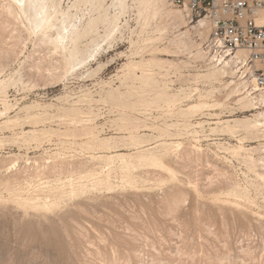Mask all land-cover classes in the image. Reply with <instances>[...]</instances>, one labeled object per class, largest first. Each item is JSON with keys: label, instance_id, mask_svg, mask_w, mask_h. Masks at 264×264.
Segmentation results:
<instances>
[{"label": "rangeland", "instance_id": "374dc122", "mask_svg": "<svg viewBox=\"0 0 264 264\" xmlns=\"http://www.w3.org/2000/svg\"><path fill=\"white\" fill-rule=\"evenodd\" d=\"M74 2L61 0V8L68 11ZM126 2L123 13L112 0L83 12L70 9L79 19L119 13L120 29L105 41L108 24L100 23L94 35L100 46L89 43L86 61L67 72L64 58L4 13L7 1L0 0V113L6 104L11 109L0 115V264H264V138L245 139L242 127L264 105L249 97L259 110L247 112L238 103L247 91L236 66L222 83L204 77L216 64L204 50L210 31L201 37L197 20L172 5L182 22L153 4ZM157 47L161 52L153 54ZM152 59L170 62L153 63L161 86L143 88L133 77L142 70L128 64ZM236 85L241 94H230ZM164 91L188 100L169 106L158 97ZM201 99L218 105L183 111ZM31 114L43 118L35 124L27 120ZM16 116L17 125H2ZM227 122L234 131L225 129ZM33 130L46 133L25 141L23 133ZM88 131L113 139V148L98 146ZM130 136H142L143 145H132ZM165 142L183 146L173 153L160 147ZM147 148L159 162L133 160L138 166L130 182L119 163L110 168L111 188L87 177L108 173L99 156H135ZM70 184L74 197L54 199L53 187L70 190ZM29 199L35 207L19 203Z\"/></svg>", "mask_w": 264, "mask_h": 264}, {"label": "bare ground", "instance_id": "6f19581e", "mask_svg": "<svg viewBox=\"0 0 264 264\" xmlns=\"http://www.w3.org/2000/svg\"><path fill=\"white\" fill-rule=\"evenodd\" d=\"M6 1H7V4L3 8L4 13H6L9 17L13 18L14 20L20 22V24H22V25L26 24V27H27L28 31L30 32L31 36H34L37 39H39L40 43H43L44 45L51 46L54 54L62 56L65 60L66 66H67V70H68L67 72L74 71L77 66H80L81 64H83L86 61V58L84 57V54L86 53L85 47L88 48L89 43H93L95 48L100 46L97 39L94 38V35H99L98 25L100 23L108 24V28L106 29L105 35L103 37H101L105 41H108V40L114 38L113 37L114 34L116 32H118L120 29V26H119L120 24L118 23L119 15H120L119 13H116L113 16L109 15L108 13H106L105 16L99 15L97 17L94 15H90L88 18H85L86 15L83 14L81 16V18L79 19L78 14H72L70 12L71 8H74L76 10V12H79L80 10L83 12L84 8H86L89 5L90 6L99 5L100 7H103L102 4L105 2V0H75L72 7L68 11H65L64 9L61 8V0H6ZM126 1L127 0H112L111 6L114 7V9L118 8L120 13H123L128 7ZM149 4H153L154 9H157V11L158 10L162 11V12L164 11L165 18H172L174 20L178 19L181 22L183 21V16L180 15V13H178V12H176L170 8L169 5H171V4L168 2V0H140V6L142 8H145ZM258 22L260 25H264V12L262 13V17L258 20ZM209 31H210L209 22L205 19L200 20L198 23L199 35L201 37H207ZM158 48L159 47H157L154 50L152 49L153 54L155 52H161V51H159ZM137 51H135V53H138V52L140 53V51H138V52ZM198 54L203 58L205 57L204 56L205 53H203L202 50L198 51ZM246 56H247L246 52L241 51L238 53V58L244 59ZM155 62H157L158 64L161 65L164 63L165 64L169 63L170 61L169 62L161 61V60L156 61L155 59H152V60H148L146 63H144V62L136 63V62L132 61L128 64V66L131 67V69H133L134 71L136 69L142 70V72H141L142 75L140 77L136 76L135 73L133 74V77L135 79H138L141 81V85L143 88L155 87V86L160 85V82L153 77L154 73H153V69H152V64ZM158 64H157V66H158ZM235 66L238 69V61H234L233 63H228L227 65H224L222 67L213 65L208 69V71H207L208 73L206 75H204V77H206V79L208 78L211 80H216L218 82L222 81V78L224 76H226L227 74H229V73H231L232 75L235 74L236 71L231 72L233 67H235ZM204 77H203V79H204ZM219 83H222V82H219ZM234 83H235L234 81H230L226 84L229 87ZM3 84H4V82L0 81V86H2ZM253 84L255 85V81H253ZM241 85L245 89V86L243 84H241ZM232 86H234V85H232ZM163 90H165V89H163ZM255 90L257 91L258 89L255 88ZM241 92L242 91L240 90L239 86H237L235 88L233 87L232 92L230 94H232V95L233 94L235 95L237 93L241 94ZM210 96H211V94H210ZM158 97H160L169 106L179 104V103L183 102L184 99L186 100V98H187V96L182 98L179 94H169V93H167V91L160 93L158 95ZM249 97H253L255 99L258 98L259 102L264 105V91L259 92L256 95H252L251 93H249L247 91V95L239 98V100H238V103L241 104L243 106V108L246 109L247 112H253L255 110H259V107H256L253 104V101ZM110 98L122 100L123 95H116L114 93H112V94L110 93ZM187 100H188V98H187ZM204 100L201 99L197 103L188 105L187 109H185L183 111L185 113L194 114L196 112L197 113L202 112L208 108L209 109L214 108V106L216 107V105H218V104H214L215 102L213 103V105H210V103H208ZM139 102L142 103L143 101H139ZM8 105L9 104L5 105L4 112L0 113L1 116L2 115L5 116V114L7 115L8 111L11 110ZM75 110L77 111V109H75ZM20 117L21 116H19V117L16 116V118H9L7 121L2 123V125H7V126L11 125V124L17 125L18 123L21 122ZM40 117H41V115L39 116L38 114H36V115L31 114V115H28L27 120L28 119L33 120L36 124V123H39L41 121V118H43V117H41V118ZM75 120L73 119L74 122H75ZM125 122H127V121H125ZM77 124H78V122H77ZM227 124L228 125L225 127V129L227 131H231V132L234 131L235 127H232L229 122H227ZM242 124H243L242 127H244V129L247 133V137H245V139H247L248 137H251V139L252 138L253 139L264 138V111L260 112L256 115H253V117L251 119H247ZM170 127H172V126H170ZM185 127H187V126H185ZM90 129H92V128H90ZM128 130H127V132H128ZM132 130H129V132ZM136 130H138V129H136ZM94 131H91V132L88 131V132L91 133L93 136H95L96 141L93 139L95 141V143L103 149L111 150L113 148L112 144H111V141L113 139H111V138L107 139L106 138V139L99 140V137H96V135L94 134ZM40 132L43 135L46 133V131H44V130H41ZM40 132H39V130L38 131H36V130L29 131L28 133H23L22 138L25 141H27V139H36V138H38V135H40L39 134ZM84 132H85V129H84ZM83 135H84V133H83ZM139 137H141V139L143 138L142 136H139ZM139 137L138 136H130L129 140L131 141L132 145H134L135 147H140L144 143V141H142ZM243 139L244 138H242V142H243ZM122 140L126 141L127 139L125 137H123ZM239 141H241V140H239ZM0 143H1V141H0ZM91 143H92V141H91ZM95 143H93V144H95ZM182 144H180V142L179 143H174V142L173 143H166L165 142V143H161L160 147L162 146L166 150L172 149V151L174 153L175 151L177 152V150L181 148ZM156 148L154 147V150ZM147 149L142 151V152L139 151L141 153L138 152L139 154L136 153L137 155H135V156L130 155V154L127 155V154H119V153H117L115 155H111V156H99V158L97 157L96 159H98V160L100 159V160L105 161L106 166H108V173L104 174V171H102V169H101V172L99 171V173H94V171H92L93 173L88 174L87 177L94 178V180L96 181V183H95L96 186L104 185V186L111 188V174H110L111 169L110 168L112 165L119 163V166H120L122 172L127 176V179H128L127 181L130 182L131 180L129 179L130 177H128V175L130 174V171H132V168H134L135 166H138V164L135 165L133 160L137 159V160H139V163L143 162V164L147 163V165L148 164L149 165L158 164L159 159L157 158L156 155H154V153H152L153 148H150V149L147 148ZM151 149H152V151H151ZM158 149H159V147H158ZM240 150H244L246 152L254 150V151H252V153L255 152V149H245L243 146L240 147ZM169 153H170V151H169ZM92 159H94V156ZM252 160H253V158H252ZM262 160H264V159H262ZM255 161H257V160H255ZM135 162H137V161H135ZM67 163H65V164H67ZM56 164L58 166V161ZM252 164H254V161H253V163L252 162L250 163V165H252ZM13 165L14 164H12V167H13ZM59 165H63V163L62 164L59 163ZM255 165H256V163H255ZM61 167L64 168L63 166H61ZM67 167H65V169H67ZM14 168H15V166H14ZM50 168H52V167H50ZM69 186H70L69 187L70 190H68V188H66V185H62V186H59L56 188L53 187L52 195H53L54 199L62 198L65 195H69V197H70V195H73V197H74V195H76L78 191L76 190L74 184H70ZM85 188L86 187L82 185L79 192L80 191L84 192ZM77 189H79V187ZM45 191H46V189H45ZM39 196H40V193H39ZM39 196L37 197L38 199L40 198ZM41 197H42V195H41ZM43 197H44V195H43ZM40 199H42V198H40ZM46 201H47V198H46ZM19 203L23 206H32L33 205L32 207H35L34 206L35 203L33 204V200H32V202H30V199L21 201ZM44 204H45V206L43 205L44 207H47V208L51 207L50 205H48L49 203L48 204L45 203V200H44Z\"/></svg>", "mask_w": 264, "mask_h": 264}, {"label": "built area", "instance_id": "2783aa9c", "mask_svg": "<svg viewBox=\"0 0 264 264\" xmlns=\"http://www.w3.org/2000/svg\"><path fill=\"white\" fill-rule=\"evenodd\" d=\"M168 1L182 9L191 22H209L210 35L204 50L213 64L222 67L238 61L237 74L246 91H264V25L258 22L264 0ZM241 51L247 53L244 59L238 58Z\"/></svg>", "mask_w": 264, "mask_h": 264}]
</instances>
